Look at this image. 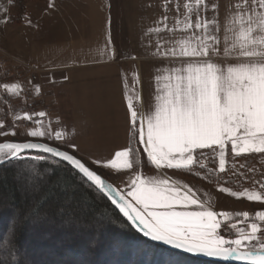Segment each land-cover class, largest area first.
I'll use <instances>...</instances> for the list:
<instances>
[{"label": "snow or ice", "instance_id": "snow-or-ice-1", "mask_svg": "<svg viewBox=\"0 0 264 264\" xmlns=\"http://www.w3.org/2000/svg\"><path fill=\"white\" fill-rule=\"evenodd\" d=\"M170 2L165 0V4ZM6 4L0 15L4 26L10 22L15 0H6ZM55 7L48 4L49 9ZM182 7L183 12L179 3L171 9L176 14L171 27L168 16L161 15L152 30L157 34L180 31L185 36L166 48L164 42H157L153 57L168 63L160 64L164 71L154 76L156 87L149 100L145 102L142 95L137 98L142 107L147 105L146 110L138 112L133 100L127 99L131 138L142 146V154L141 147L129 143L114 150L107 160L91 154L86 158L74 137L69 139L62 128L52 127L51 121L44 125L46 112L21 115L11 108L9 97L19 101L23 92L16 82L3 85L9 105L5 116L11 113L13 119L0 120V166L51 160L67 172L63 182L70 184L65 193L71 189L74 195L86 187L106 198L132 229L153 242L218 262L264 264V210L254 214L216 211L193 186L180 183L165 171L183 172L208 183L215 180L218 193L264 206V182H256L259 190L234 191L223 186L230 183L229 174L243 175L235 162L228 167L229 154L233 161L264 154V0H236L227 6L223 26L218 2L186 0ZM25 19L32 26L31 19ZM137 82L138 74L133 84ZM37 116L41 119H34ZM21 121L39 127L21 132ZM21 135L25 138L15 139ZM145 167L154 168L159 175L145 176ZM97 169L115 173L124 187L108 182L105 172ZM14 178L25 203L18 207L13 196L9 205L13 216L5 243L15 250L9 264H15L20 249L17 229L47 222L46 205L59 187V182L36 168H18ZM63 206L57 204V215Z\"/></svg>", "mask_w": 264, "mask_h": 264}, {"label": "crops", "instance_id": "crops-1", "mask_svg": "<svg viewBox=\"0 0 264 264\" xmlns=\"http://www.w3.org/2000/svg\"><path fill=\"white\" fill-rule=\"evenodd\" d=\"M212 1L218 2L217 0ZM212 1L210 0V3ZM50 2L54 3L56 7L49 9L48 4ZM235 2L236 0H227L226 4L220 6L219 15L222 14L225 17L227 6ZM162 3H165V0H161L160 4ZM6 6V0H0V15L4 14L2 9ZM161 8L166 9L167 7L161 6ZM90 9L88 0H48L46 4L41 2L32 3L28 6L27 16L31 19L32 26H28L26 21L20 25L13 24L11 19L4 26L3 21H0V45L18 43L20 46L16 48L17 52L14 53L22 54L25 62L29 61L33 64V61H36V67L43 70L45 60H50V57L47 54L44 55L42 50L37 47L35 53L30 52V49L27 50L26 46L33 47V43L38 42L51 45L54 43L53 41L57 40V43H61L62 40L65 41L66 45L69 42L71 46H100V40L91 41L86 39L88 38L86 33L89 27ZM168 9H173V7L168 6ZM91 10L93 11V9ZM54 15H58L57 22L54 20ZM53 22L56 24L55 27L51 26ZM223 23L224 18L223 22L221 21L222 26ZM29 31L36 35H31ZM10 35H14L16 40H11ZM227 35L229 38L231 37L230 33ZM221 39L223 40V38ZM150 47L145 44V51L152 50ZM7 51L13 52V50ZM78 54L66 47L61 56L63 58L57 56L55 60L67 61L69 59V61H72L79 57ZM25 55L30 56V59ZM81 57L83 59L84 55L81 54ZM88 59H92L91 65L77 67L74 64L72 70L70 69L69 73L63 75L64 85L68 92V101H66L65 107L70 114V119L67 122L58 124L56 129L61 130L62 128L69 139L75 138V142L80 145L82 150L81 155L87 158V154H91L94 158L107 160L114 150H121L129 143L132 145L127 119V99L130 97L133 100L138 112H144L147 105L142 107L137 98L142 95L145 102L149 100L156 87L154 76L164 71L163 68H160V64H167L168 61H158L153 55L149 54L133 56L123 60H120V58L111 60L101 55H93ZM121 61L125 63H120ZM99 64H106L107 70L102 69ZM136 74L139 75V82L133 84ZM125 83H127V87ZM133 88L134 92L131 91ZM139 147H141L142 154V146ZM231 158L229 154L228 161ZM97 171H104L108 182L115 181L116 185L124 187V184L117 178L115 173H109L107 170L102 169H97ZM165 171L180 183H188L193 186L203 197L211 201L216 211L217 206L223 208V206L231 203L226 195L218 197L216 189H214V193H211L210 188L216 186L204 184L197 178L190 177L183 172ZM143 173L145 176L159 175L154 168L150 167H145Z\"/></svg>", "mask_w": 264, "mask_h": 264}, {"label": "rangeland", "instance_id": "rangeland-1", "mask_svg": "<svg viewBox=\"0 0 264 264\" xmlns=\"http://www.w3.org/2000/svg\"><path fill=\"white\" fill-rule=\"evenodd\" d=\"M160 1L161 0H88V5L91 7V9H93V11L90 9L89 12V27L86 33L88 38L86 39L91 41L98 39L100 40V46H81L73 44V46H71V43L68 42L66 45L65 41L63 40L61 43H57L58 40L53 41L54 43L51 45L48 43L38 42L33 43V47L26 46V49H30V52L35 53L37 47L39 50H42L44 55L47 54L48 57H50V60H45V63L42 67L45 71L36 67V61H33V64L29 63V61L25 62L22 58V54L14 53L17 52L16 48L20 46L18 43L13 42L10 45H0V50L4 53H7L16 62V64L20 66V69L23 72L24 81L27 84L26 93L24 95L21 93V98L19 101H16L15 108L13 110L17 114L21 115H23L25 112L38 113L40 111H44L48 114L42 118L44 125L48 126L49 121H51L52 127L56 128L58 124L67 122L70 119V114L65 107L66 101H68V92L66 91L64 85L63 75L69 73L72 70L74 64H76L77 67H87L88 65H91L90 62L92 61V59H88V57H92L93 55H101L111 60H118L119 58L120 60H123L125 58L143 56L145 54L152 55L158 41L164 42V47L166 48L170 46V42L184 38L185 34L180 31H177L174 34L164 32L163 30L159 34L152 31L153 28L157 26L158 19L161 15L168 16L169 27L174 24V17L176 15L175 12L171 9H169V11H165V8L162 9L161 6L167 7L168 9V6L174 8V5L179 3L181 5V12H183L182 6L186 2V0H171L172 2L170 4H160ZM217 1L220 6H223L226 4L225 2L227 0ZM36 2L46 4L48 0H33L30 2L25 1L23 4H20L26 6L25 10L27 16L28 6ZM211 3L215 2L212 1ZM16 7L18 8V6ZM16 7H14V13H16L17 16H20L21 11L16 9ZM26 15L25 18L27 17ZM208 16L211 18L213 14L208 12ZM10 17L13 24L20 25L22 23H19V21L17 22V20H13L11 15ZM223 18L224 15L220 14V20L222 22ZM58 19V15H54V20L56 22ZM51 26L55 27L56 24L53 22ZM30 33L31 35L34 34L32 32ZM220 36L221 38L224 37L223 31H221ZM10 39L16 40V37H14V35H10ZM31 40L33 39L31 38ZM145 44L151 46L150 48L152 50L145 51ZM66 47H68V49H72L74 52L79 53L77 55L79 57L72 61H69V59L67 61H56L55 57H61L63 55V50ZM7 50H13V52H8ZM81 54L84 55L83 59H81ZM27 55L25 56L30 59V56ZM120 63L125 62L121 61ZM105 65L99 64L102 69L107 70ZM107 66L110 67L109 64H107ZM37 86H39V92H37ZM25 100L27 103H25ZM5 112L6 110H0V114ZM12 119L13 117L11 113H9L8 120L5 122L11 121ZM34 119L39 120L41 118L37 116L34 117ZM19 125V130L21 132H23L25 129L39 127L38 124H33L27 121H21L19 122ZM24 138L25 137L21 135L15 139ZM7 139L14 138L7 137ZM48 142L50 144L52 143V141ZM233 162L236 164L237 171L243 173V175L232 176L229 174L228 179L230 180V184L223 186L229 187L234 191H241L245 188L259 190V184L256 182H264V154H252L247 157H235L234 161L233 158H231L228 163L229 168ZM209 164L210 166H214L212 165L211 161H209ZM241 165L245 166L241 167ZM188 176L194 177L191 175ZM197 179L204 184L216 186L215 180H213L211 183H208L199 178ZM221 184H223L222 181ZM214 189H216L217 192V187H212L210 188L211 193H214ZM217 195L218 197H223L222 195L225 196L226 194L217 192ZM201 196L202 198H205L203 195ZM227 197L229 200H231V203L229 205L223 206V208L217 206V211L225 210L234 214L241 211H249L250 214H254V211L264 210V206H261L257 203L248 202L246 200H236L235 198L229 196Z\"/></svg>", "mask_w": 264, "mask_h": 264}, {"label": "trees", "instance_id": "trees-1", "mask_svg": "<svg viewBox=\"0 0 264 264\" xmlns=\"http://www.w3.org/2000/svg\"><path fill=\"white\" fill-rule=\"evenodd\" d=\"M25 1L15 0L10 15L17 22L25 21ZM27 16V15H26ZM19 19V20H18ZM132 146L139 147L134 139ZM44 165V167H41ZM18 168H36L47 173L52 181L59 182L55 198L48 201V220L35 228L17 229L15 264H216L172 252L148 241L132 229L125 218L105 198L86 187L73 195L67 193L64 183L67 172L51 160L18 161L0 166V262L9 264L10 254L15 252L7 246L5 238L13 216L9 206L15 197V205L24 206V193L14 178ZM230 184V183H228ZM227 185V184H226ZM63 203L61 215L56 214L57 204ZM102 221V223H101Z\"/></svg>", "mask_w": 264, "mask_h": 264}, {"label": "built area", "instance_id": "built-area-1", "mask_svg": "<svg viewBox=\"0 0 264 264\" xmlns=\"http://www.w3.org/2000/svg\"><path fill=\"white\" fill-rule=\"evenodd\" d=\"M15 82H19L23 86L22 94L24 95L27 91V84L24 81L23 72L20 69V66L16 64V62L7 53L0 50V110L7 111L9 107L4 98L5 90L3 85ZM9 99H12L11 108L14 109L16 100L11 97H9ZM5 113L0 114V120H8L9 114L6 118Z\"/></svg>", "mask_w": 264, "mask_h": 264}, {"label": "water", "instance_id": "water-1", "mask_svg": "<svg viewBox=\"0 0 264 264\" xmlns=\"http://www.w3.org/2000/svg\"><path fill=\"white\" fill-rule=\"evenodd\" d=\"M106 199V198H105ZM107 200V199H106ZM108 201V200H107ZM110 203V201H108ZM111 204V203H110ZM148 241L156 244V245H159L165 249H168L172 252H175V253H180V254H183V255H186V256H189V257H192V258H195V259H198V260H202V261H207V262H212V263H216V264H239V262H218V261H215L214 258H209V257H204L202 255H195V254H188V253H184L182 251H179V250H175V249H171L170 247L168 246H165L163 244H160V243H157V242H153L151 241L150 239L146 238Z\"/></svg>", "mask_w": 264, "mask_h": 264}]
</instances>
